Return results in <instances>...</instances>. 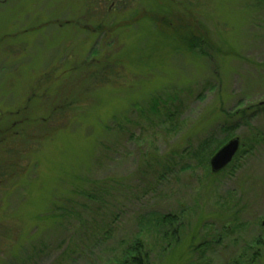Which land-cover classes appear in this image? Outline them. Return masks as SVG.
<instances>
[{"label":"rangeland","instance_id":"1","mask_svg":"<svg viewBox=\"0 0 264 264\" xmlns=\"http://www.w3.org/2000/svg\"><path fill=\"white\" fill-rule=\"evenodd\" d=\"M135 245L150 264H264V0H0V264H119Z\"/></svg>","mask_w":264,"mask_h":264},{"label":"trees","instance_id":"2","mask_svg":"<svg viewBox=\"0 0 264 264\" xmlns=\"http://www.w3.org/2000/svg\"><path fill=\"white\" fill-rule=\"evenodd\" d=\"M152 19L155 21L157 20V22L159 21L164 22L165 26L169 27L168 29L171 30L173 36L179 39L180 41L179 43L181 46L186 47L189 50L200 49L201 52L204 54L202 50V46L205 45L207 41L204 40L205 39L204 36L197 34L194 29L183 23H178L177 20H173L170 17L164 18L165 19L164 21L161 20L159 17H155ZM105 70L107 71V69ZM110 76L111 74H107V75L105 74L103 76L104 77L103 79H105L104 81H106V79H108ZM74 103L70 102V106ZM177 220L178 217L171 214L169 216L162 215V217L158 219L156 222L157 223L161 222L164 226L166 225L174 226ZM257 244H261V241L259 240ZM137 245H135L130 250H128L127 255H125V257L121 261H119V264H150L147 260L148 255L144 256L142 254L143 251Z\"/></svg>","mask_w":264,"mask_h":264},{"label":"water","instance_id":"3","mask_svg":"<svg viewBox=\"0 0 264 264\" xmlns=\"http://www.w3.org/2000/svg\"><path fill=\"white\" fill-rule=\"evenodd\" d=\"M241 148V141L235 138L222 147L211 160V169L214 174H218L226 169L237 156Z\"/></svg>","mask_w":264,"mask_h":264}]
</instances>
